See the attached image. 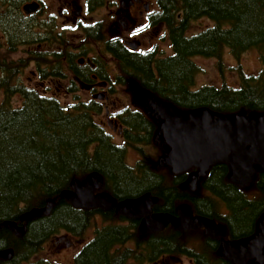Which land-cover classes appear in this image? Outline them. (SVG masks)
Segmentation results:
<instances>
[{
  "label": "trees",
  "instance_id": "trees-1",
  "mask_svg": "<svg viewBox=\"0 0 264 264\" xmlns=\"http://www.w3.org/2000/svg\"><path fill=\"white\" fill-rule=\"evenodd\" d=\"M156 2L158 9L151 17L152 22L165 24L175 54L167 58H157L153 53L132 55L121 47L122 55L108 48L109 53L121 56L119 63L124 73L131 77L144 75L148 89L183 110L206 107L215 112L242 113L248 117L263 114L264 70L248 74L239 68L237 86L224 83L192 87L201 70L196 57H214L222 62L225 50L236 58L256 50L264 61V0ZM8 8L7 4L2 8L6 12L0 11L4 39L0 40V50L10 53L16 51L18 45L30 44L26 40L31 31L29 22L8 16ZM200 18H208L214 24L190 34L192 23ZM21 30L25 38L18 34ZM44 40L38 37L39 43ZM36 54L37 59L30 56L9 61L8 55L0 57V93L4 95L0 102V224L6 220L22 224L19 220L24 212L45 206L50 198L56 203L49 215L27 223L23 237H17L2 225L0 249L13 248L15 252L8 264L30 260L56 235L82 236L93 226L96 227L94 238L71 264H157L164 256L175 255L190 258L196 264H235L218 254L219 239L203 232L168 226L158 233L143 234L139 220L117 214L114 209L78 208L60 194L71 188L73 179L82 180L98 171L105 180V190L118 200L146 192L159 197V202L153 206L155 212L174 215L177 207L186 202L195 213L212 217V210L206 207L212 205L215 210L218 204L227 202L234 213L229 237L237 240L251 234L255 214L264 212V199L249 201L241 195L252 186L264 191V182L260 181L263 176L256 175L248 187L236 186L226 175L229 164L222 162L199 181L196 191L184 189L182 184L193 176L196 168L179 174L173 173L168 165L156 168L154 154L147 151L153 142V128L138 112L132 111L131 115L147 129L128 123L134 132L133 139L130 141L127 137V144L119 146L110 142L96 120V116L103 113L99 103L76 101L65 105L54 96L18 83V75L33 60L44 71L47 52L38 50ZM55 59L61 60V55L56 54ZM153 64L159 70L157 75ZM18 94L20 98L14 105L12 98ZM162 141L165 151L169 150L164 138ZM128 148L142 156L135 165L127 163ZM159 154L165 155L164 151ZM30 264L55 263L40 259ZM247 264L264 262L250 260Z\"/></svg>",
  "mask_w": 264,
  "mask_h": 264
},
{
  "label": "flooded vegetation",
  "instance_id": "flooded-vegetation-1",
  "mask_svg": "<svg viewBox=\"0 0 264 264\" xmlns=\"http://www.w3.org/2000/svg\"><path fill=\"white\" fill-rule=\"evenodd\" d=\"M0 3H6L5 5L8 4V7L10 8L8 9L9 14H16L20 19L24 20L25 23L29 22L28 26L30 28L31 35L29 39L26 40V42H29L30 44L37 43V49L34 50L35 55L39 49L41 50L43 44L50 46L47 52L50 54V57L47 61L46 67H43L44 71L43 69L40 70L37 66V63L34 61V74L38 75L40 79L47 78V80L55 84V87L58 91L63 88H69L70 90L65 91L66 94L71 95V93H73L75 90L87 91V93L90 95V99L85 101H95L102 105L103 113H100L101 115L98 114L96 116V120L109 136L110 142L114 143L115 145L125 146L127 144V137H129L130 141H132L134 132L129 129L128 123L132 126H139L140 128L146 127L145 124L136 123L137 118L134 117V115H131V113H133L132 111L138 112L147 122L152 125V145L155 141L160 139V135L163 136L161 129L163 119L161 116H158L156 113H154L153 108L148 102H146V99H148L149 96H141L136 92L138 91L139 93L142 90L149 91L156 100L165 102L169 101L164 98L157 97L150 89H148V86H146L147 83H145L144 80V75H141L143 79L136 75H132L136 79L134 77L127 76L124 73L123 67H120L119 58H121V56L117 55L116 52L115 54L114 52L111 54L107 50L109 48L113 51H119L122 55H124V51L132 55L137 54L142 56H147L153 53L157 58H167L175 54V49L171 43L170 33L167 30L165 24L157 25L152 22L151 17L157 12V9L153 10L151 3H145V0H0ZM15 3L23 4L20 6L19 4L17 5ZM31 3H38L39 8L35 12L28 14L25 11V6ZM42 14H44L45 19L37 21L38 16H41ZM178 17H180V15ZM106 19L108 20V23H105ZM155 28L158 37L161 38V40L166 41L170 46L169 48H160L159 44L150 46L151 42H148V46L144 45L146 43L143 37L144 32L146 30ZM189 33L192 34L190 30ZM38 37H42L45 40L39 43ZM66 39L71 40L72 43L70 41H66ZM134 46L136 48H134ZM121 47L124 51L120 50ZM56 54L61 55L62 59H55ZM51 61L53 64L49 66V64L52 63ZM30 64L27 67H29ZM153 70L155 75L159 74V70L154 64ZM39 82L42 84L41 80ZM124 85L132 91L134 101L143 103L147 108L144 107V110H138L129 106L121 108L117 107V90ZM201 86L202 85H197L195 77V86L192 87V89H197ZM159 119H161V122ZM118 139H120L121 142L118 141ZM131 149L134 150L133 148H128L126 160L129 165H135L136 162L142 158V156L139 154L141 157L134 164L130 163L128 160V155L129 150ZM167 151H164V153L166 154ZM164 157L165 155H163L158 162L154 163L156 168L167 165L165 163ZM161 161H164L165 164H160ZM220 163L222 162L211 165L206 171V174L200 176L198 183L203 177L207 176V173L212 167L214 168ZM156 164H158V166ZM193 167L196 168V171L193 173L191 178H194L200 170V167ZM231 173L232 168L229 164V171L228 169L226 170V175L228 174L229 181L242 188L248 187L251 181L258 174L263 176L260 181L264 182V168L260 164H256V172L249 184L246 186H240L233 182L231 179ZM102 191H107L105 190V180L103 187L96 190V193ZM241 195L249 201H261L264 199V191L257 190L255 186H252L245 192H242ZM206 208L212 210V213L210 212L212 217L195 213L194 210L193 212L197 216H204L222 224L227 229V236L222 238L207 234L205 232V228L190 231H200L208 236L219 239V255L223 241H237L240 239L249 238L257 235L262 230L259 222L264 216V212L261 213L258 211L257 215L255 214L254 217L253 228L250 232L251 234L249 233L250 235L248 236L237 240H232L229 237V229L233 227L234 213L229 208L228 203L222 202L218 204L215 210H213L212 205L211 208H209V206ZM20 222L22 224H19L18 222L17 223L19 225L24 224L22 221ZM89 230L82 236H75L71 233L59 234L50 241H54V243L57 245V253H62L66 250H76L73 254V261L71 262L73 263L75 257L95 236L96 227L93 226ZM91 231L93 232L91 233ZM14 235L16 234L14 233ZM5 249L13 248H3L0 250ZM14 254L15 252L13 249V255L10 258L0 259V264H8L15 256ZM35 255H33L30 260L21 261L18 264L35 263L36 261L32 260ZM163 259H165V256L161 258V260ZM188 259L192 264H196L192 259ZM250 260H256L261 263L264 262L258 260L256 257L251 258L248 261Z\"/></svg>",
  "mask_w": 264,
  "mask_h": 264
},
{
  "label": "water",
  "instance_id": "water-1",
  "mask_svg": "<svg viewBox=\"0 0 264 264\" xmlns=\"http://www.w3.org/2000/svg\"><path fill=\"white\" fill-rule=\"evenodd\" d=\"M38 8V3H31L25 6V11L30 14ZM136 93L149 96L146 102L163 119L162 134L170 147L164 157L165 163L171 166L175 174L193 166L200 167L194 178L182 184L184 189L196 190L200 176L205 175L211 165L219 162L230 164L231 179L240 186L249 184L256 172V164L264 168V113L248 117L242 113L215 112L206 107L181 110L173 103L156 100L149 91ZM165 163L160 162L162 165ZM103 185L102 174L94 171L82 180L73 179L71 188L64 190L60 196L78 208L115 209L117 214L139 220V230L144 234L161 232L169 225L182 231L205 228L207 234L222 238L228 234L222 224L195 215L188 203L180 204L176 215L154 212L153 206L159 202V197L150 192L118 200L107 191L96 193ZM55 203V199L50 198L45 206L24 212L20 217L23 225L6 220L0 224V228L3 225L17 236H23L27 230L26 223L49 215ZM259 224L262 230L255 236L223 241L220 255L232 259L236 264H247L254 257L264 261V216ZM12 255L13 249L0 250V259Z\"/></svg>",
  "mask_w": 264,
  "mask_h": 264
},
{
  "label": "rangeland",
  "instance_id": "rangeland-1",
  "mask_svg": "<svg viewBox=\"0 0 264 264\" xmlns=\"http://www.w3.org/2000/svg\"><path fill=\"white\" fill-rule=\"evenodd\" d=\"M149 2L152 5L153 10L158 9V5L156 0H145V3ZM19 4L20 6L23 3H15ZM5 5L3 3H0V11L2 13H5V9H2ZM10 9V8H8ZM8 16H10L12 19H18L20 21V18L18 15L10 13ZM45 19L44 14L41 16H38L37 21ZM105 23H108V20H105ZM214 22L208 18H200L197 19L192 23L190 32L191 33H197L205 28H208L212 26ZM20 29V28H19ZM25 32L26 29H24ZM24 32L21 30L18 32L20 34V37L25 38ZM2 30L0 28V40H3L2 36ZM143 37L145 39V46H148V42H151L150 46H155V44H159L160 48L165 47L169 48V44L161 40V38L158 37L156 34V28L155 29H149L146 30L143 34ZM70 41L71 40H67ZM5 43V42H4ZM72 43V42H71ZM35 44H21L18 45V49L16 51H11L10 53L0 50V57L7 56V60L10 61L11 58L17 59V58H25L28 59L30 56L38 58L34 50H36ZM50 46H47L46 44H43L41 47L42 52H48ZM40 50V49H39ZM33 53V54H31ZM45 56V60L48 61L50 54L47 53ZM35 60L31 61V64L29 67L25 68L23 72H21L18 77L17 81L20 84L32 87L37 89L38 91L48 94L50 96H54L58 98L61 102H63L65 105H69L70 103H75L76 101H85L89 100L90 95L87 93V91H79L75 90L73 93L66 94V90H70L69 88H63L60 91H58L55 87V84L51 83L47 78L40 79L38 75L34 74L35 71V65H33ZM195 61L200 67V72L196 76V83L197 85H205V84H214V85H222V84H229L233 86H237L239 84V68H241L243 71H245L248 74L253 73H259L261 70H264V61L261 60L258 51L256 50H249L242 55H240L239 58H236L234 55H232L228 50H225L223 61L220 62L217 58L214 57H205V56H199L195 58ZM52 62V61H51ZM49 64V66H51ZM47 65V64H46ZM42 81V84L39 81ZM64 85V84H63ZM3 94L0 93V102L3 98ZM117 96L116 100H118L117 107H131L133 109H140L144 110L146 105L143 103H139L137 101H134L132 91L127 88L125 85L123 87L118 88L117 90ZM20 98V95H15L12 98L11 103L14 105H17L18 100ZM145 107V108H144ZM101 115V114H100ZM162 135H160V139L155 141L153 145L149 146L147 148L148 153L150 152L153 156L154 154V160L153 162H158L160 160L161 155L159 153H162L165 151V147L162 141ZM118 141L121 142L120 139ZM141 156L138 154L136 150H129L128 160L130 163L134 164ZM98 224L100 225V219L98 220ZM90 231V230H89ZM93 231H91L92 233ZM62 237V236H60ZM54 240V239H53ZM52 240V241H53ZM56 244L51 241L45 243L44 247L36 253V255L32 258L33 261H38L40 259H47L50 260L53 263H71L73 261V254L76 250H66L62 253H57ZM157 264H192L190 260L187 257L184 256H174V257H168L161 261H159Z\"/></svg>",
  "mask_w": 264,
  "mask_h": 264
}]
</instances>
